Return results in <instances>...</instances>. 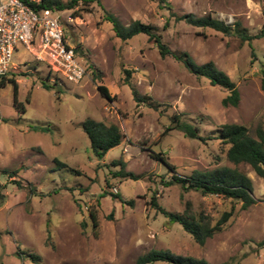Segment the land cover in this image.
<instances>
[{
  "label": "rangeland",
  "instance_id": "1",
  "mask_svg": "<svg viewBox=\"0 0 264 264\" xmlns=\"http://www.w3.org/2000/svg\"><path fill=\"white\" fill-rule=\"evenodd\" d=\"M170 10L238 21L249 33L264 23V0L80 2L62 10L60 18L85 75L75 82L51 70L46 81L51 87L41 85L49 66L17 45L12 54L17 68L5 79L16 80L15 97L24 111L14 105L13 84L7 80L0 86V264H132L151 248L208 264H264V244H259L264 240V177L246 163L229 161L226 145L216 137L224 123L243 124L253 136L264 125V37L242 41L173 18L165 27ZM105 11L124 24L152 25L170 49L186 51L197 63L213 61L235 82L237 105L224 106L226 89L189 73L171 55H161L145 34L125 40L115 36ZM129 83L157 108L136 103ZM99 84L112 100L101 95ZM172 114L197 124L201 137L166 130ZM86 118L114 123L122 132L120 143L101 158L81 127ZM151 151L164 153L180 175L237 168L251 179L255 202L242 208L221 195L165 185L162 180L173 171ZM55 158L65 166L58 167ZM119 161L136 178L118 174ZM153 195L165 210L186 208L210 224L226 211L231 216L221 231L198 244L152 205ZM90 211L96 214V228Z\"/></svg>",
  "mask_w": 264,
  "mask_h": 264
},
{
  "label": "trees",
  "instance_id": "2",
  "mask_svg": "<svg viewBox=\"0 0 264 264\" xmlns=\"http://www.w3.org/2000/svg\"><path fill=\"white\" fill-rule=\"evenodd\" d=\"M25 1L34 10L49 8L54 11H62L64 9L74 8L78 3L87 2L89 0H67L65 2L62 0ZM104 18L111 23L115 36L122 40L131 38L137 34H145L148 40L152 41L156 45L161 55H171L173 58L178 60L189 73L204 77L208 79L212 85H218L226 89L227 94L221 100V103L224 106L237 105L240 94L235 82L228 76L227 73L218 68L213 61L197 63L186 51L170 49L162 40L161 34L150 24L140 22L139 20H133L128 24H124L114 14L108 11H105ZM170 18H173L174 21H183L196 27L211 28L225 35H236L242 41L249 42L252 39L264 37V23L258 31L255 33H249L246 28L240 25L238 21L234 23H226L211 14L197 16L190 12L177 13L170 10L169 17H167L164 23L165 27L168 25ZM73 49L76 55L77 48ZM126 71L129 74V70ZM50 72L51 69L45 79L41 80V85L44 87L52 86V84L46 82L49 80ZM94 75H96V73H94ZM7 80L13 84L15 107H17L19 111H24V105L21 102H18L15 97L17 92L16 80L14 78L5 79L4 75L0 79V86H3ZM53 83L55 85L57 82L54 80ZM129 84L136 103H144L148 106L157 108V103L155 104L152 102L148 96H141L135 86L131 83ZM97 88L102 96L109 100L113 99L103 84H99ZM170 121L172 126H166V130L170 128H177L189 137H201L199 134V126L183 119L180 114H172ZM81 127L89 139L90 148L93 154L98 158L103 157L109 148L118 145L122 139V132L118 125L114 123L106 124L103 121L86 118L82 121ZM254 133V136L251 135L248 128L243 124L224 123L216 130V137L222 144L226 145L227 148L225 153L229 161L233 163H246L258 176L264 177V125H258L255 128ZM150 156L153 159L161 161L170 171H173V174L169 179L162 180L165 185L179 184L183 189H193L204 195H221L225 198L239 201L242 208H247L255 202V199L252 196L251 179L237 168L219 166L212 170H194L189 175H180L174 170L175 167L168 163L164 153L151 151ZM54 160L58 167L65 166V164L58 159L55 158ZM118 163L120 165L118 174L136 178L134 173L123 170L124 162L119 161ZM75 171L80 173L77 170ZM6 172H8V170H6ZM8 173L13 174L14 171ZM111 195L116 197L117 193L111 192ZM123 201L127 204H132L131 200ZM151 203L170 221L179 223L198 244H203L208 237H211L214 233L221 231L225 222L231 216V212L226 211L213 224H210L204 219L203 214L196 212L193 213L186 208L183 211L165 210L158 204L155 195L151 197ZM89 216L92 221V227L96 228L97 220L95 212L90 211ZM259 244H264V240L260 241ZM29 255L33 259H38V256L33 254ZM156 261L165 262L167 264H208V262L203 258L176 254L169 249L156 248H151L141 253L135 258L132 264H151Z\"/></svg>",
  "mask_w": 264,
  "mask_h": 264
},
{
  "label": "built area",
  "instance_id": "3",
  "mask_svg": "<svg viewBox=\"0 0 264 264\" xmlns=\"http://www.w3.org/2000/svg\"><path fill=\"white\" fill-rule=\"evenodd\" d=\"M60 12L34 10L25 0H0V79L15 67L12 54L17 45L71 81L84 77L85 67L66 41Z\"/></svg>",
  "mask_w": 264,
  "mask_h": 264
},
{
  "label": "crops",
  "instance_id": "4",
  "mask_svg": "<svg viewBox=\"0 0 264 264\" xmlns=\"http://www.w3.org/2000/svg\"><path fill=\"white\" fill-rule=\"evenodd\" d=\"M16 68H17V65H15V67H14V68H12V69H16ZM12 69H11V70H12Z\"/></svg>",
  "mask_w": 264,
  "mask_h": 264
}]
</instances>
